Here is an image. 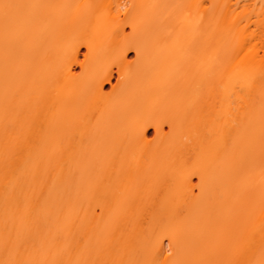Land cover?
Returning <instances> with one entry per match:
<instances>
[{
    "label": "bare ground",
    "instance_id": "obj_1",
    "mask_svg": "<svg viewBox=\"0 0 264 264\" xmlns=\"http://www.w3.org/2000/svg\"><path fill=\"white\" fill-rule=\"evenodd\" d=\"M0 264H264V0H0Z\"/></svg>",
    "mask_w": 264,
    "mask_h": 264
},
{
    "label": "rangeland",
    "instance_id": "obj_2",
    "mask_svg": "<svg viewBox=\"0 0 264 264\" xmlns=\"http://www.w3.org/2000/svg\"><path fill=\"white\" fill-rule=\"evenodd\" d=\"M128 31H129V30H128ZM84 51H85V50H83V53H85ZM134 57H135V56H134V53L130 54V59L133 60ZM115 82H116V80H114L113 83L115 84ZM106 89L109 90V89H110V86H107ZM153 135H154V130H151V131H150V136L152 137Z\"/></svg>",
    "mask_w": 264,
    "mask_h": 264
},
{
    "label": "snow or ice",
    "instance_id": "obj_3",
    "mask_svg": "<svg viewBox=\"0 0 264 264\" xmlns=\"http://www.w3.org/2000/svg\"><path fill=\"white\" fill-rule=\"evenodd\" d=\"M5 7H8L7 5Z\"/></svg>",
    "mask_w": 264,
    "mask_h": 264
}]
</instances>
